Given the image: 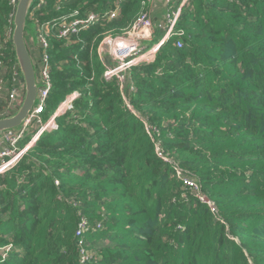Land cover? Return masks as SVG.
I'll return each instance as SVG.
<instances>
[{"label": "trees", "instance_id": "1", "mask_svg": "<svg viewBox=\"0 0 264 264\" xmlns=\"http://www.w3.org/2000/svg\"><path fill=\"white\" fill-rule=\"evenodd\" d=\"M117 4L112 22L49 37L42 120L79 97L0 174V264H264V0H46L28 23ZM169 5L181 15L154 60L107 79L103 39L147 12L138 36L159 42ZM14 12L0 0V118L24 94Z\"/></svg>", "mask_w": 264, "mask_h": 264}, {"label": "built area", "instance_id": "2", "mask_svg": "<svg viewBox=\"0 0 264 264\" xmlns=\"http://www.w3.org/2000/svg\"><path fill=\"white\" fill-rule=\"evenodd\" d=\"M173 1L174 0H164L166 4H171ZM185 1L186 0H183V2ZM17 2L18 0H13L15 6ZM45 4L46 0H37L32 11L37 8L39 9ZM119 5L120 4H117L114 9L105 13L86 12L82 14L75 11L34 25L36 27V34L31 41L32 44L37 45L40 49V60L38 71H36L37 81L39 83L38 101L25 125L21 129L8 132L5 138L0 137V174L14 168L25 157L28 149L40 138V136L45 131L54 127L56 118L59 114L64 112H74V104L79 97L77 91L68 95L58 106L56 112L47 121L44 122L42 120V114L47 106V100L52 89L50 74L51 66L48 55V49L50 46L49 37L51 34L58 39L68 40L73 36H78V34L84 30L91 29L106 22H112L119 16ZM169 6L170 8L165 17V24L163 26V29L165 30L164 36L154 46L146 47L142 44L138 36L149 22V15L147 12L143 13L133 26L125 31L123 36L113 38L111 35H107L103 39L100 48L102 47V49H106L108 46L109 48L107 51L111 57L110 60L108 59L109 64L106 66L104 72V76L107 79L113 78L120 84H123L127 79L128 73L134 66L141 62L154 60L156 52L161 44L167 42L175 34L177 22L181 15V8L173 9L171 5ZM177 46L182 47V42L177 41ZM16 77L18 78V74H16ZM20 79L22 81L21 74ZM1 85L0 80V87ZM16 93L17 91L14 90L10 95L13 102L16 100ZM34 123H37L40 128L32 136L28 144L23 149H20L18 143L26 137L27 129ZM200 199L201 201L208 202L205 197H200Z\"/></svg>", "mask_w": 264, "mask_h": 264}, {"label": "water", "instance_id": "3", "mask_svg": "<svg viewBox=\"0 0 264 264\" xmlns=\"http://www.w3.org/2000/svg\"><path fill=\"white\" fill-rule=\"evenodd\" d=\"M37 0H18L13 16L11 43L15 52V68L21 74L24 94L19 108L10 116L0 118V137L8 132L21 129L38 101L39 83L36 69L27 45V34L35 35L36 27L28 23V18Z\"/></svg>", "mask_w": 264, "mask_h": 264}, {"label": "crops", "instance_id": "4", "mask_svg": "<svg viewBox=\"0 0 264 264\" xmlns=\"http://www.w3.org/2000/svg\"><path fill=\"white\" fill-rule=\"evenodd\" d=\"M27 36L29 37L28 39H30V41L32 40V39H34V37H35V35H31V34H27ZM100 51H101V48H100V46H99V48H98V52H99V56L101 57V60L105 63V60H107V59H111V57H110V54H109V52L106 50V54H104L105 55V57H104V55L103 54H101L100 53ZM106 67V66H105ZM105 72V71H104Z\"/></svg>", "mask_w": 264, "mask_h": 264}, {"label": "rangeland", "instance_id": "5", "mask_svg": "<svg viewBox=\"0 0 264 264\" xmlns=\"http://www.w3.org/2000/svg\"><path fill=\"white\" fill-rule=\"evenodd\" d=\"M158 42V40H156V39H154L153 41H150V42H148V43H146V44H144L146 47H152V46H154L156 43ZM108 46L106 47V49H102V47H101V51H100V53L101 54H106V50H108ZM104 57H105V55H104ZM105 63L106 64H109V61H108V59L107 60H105ZM5 146V145H4Z\"/></svg>", "mask_w": 264, "mask_h": 264}]
</instances>
